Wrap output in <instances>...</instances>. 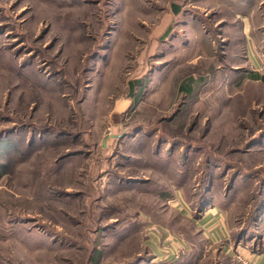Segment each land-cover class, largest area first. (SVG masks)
Returning <instances> with one entry per match:
<instances>
[{"label":"rangeland","instance_id":"rangeland-1","mask_svg":"<svg viewBox=\"0 0 264 264\" xmlns=\"http://www.w3.org/2000/svg\"><path fill=\"white\" fill-rule=\"evenodd\" d=\"M253 44L263 62L264 0H0V264L261 252Z\"/></svg>","mask_w":264,"mask_h":264},{"label":"crops","instance_id":"crops-1","mask_svg":"<svg viewBox=\"0 0 264 264\" xmlns=\"http://www.w3.org/2000/svg\"><path fill=\"white\" fill-rule=\"evenodd\" d=\"M256 46H251L247 48L248 57L246 61H248V67L250 74H255L260 71V66L262 64V53L256 50ZM264 61V58H263ZM200 225L209 232L210 239L213 242L223 241L227 238V232L224 228V216L221 215L215 208L209 210L205 213L204 218L200 220ZM240 254L247 258L252 264H264V249L261 252H252L247 248L241 251L239 249Z\"/></svg>","mask_w":264,"mask_h":264},{"label":"built area","instance_id":"built-area-1","mask_svg":"<svg viewBox=\"0 0 264 264\" xmlns=\"http://www.w3.org/2000/svg\"><path fill=\"white\" fill-rule=\"evenodd\" d=\"M262 70L264 71V61L262 62ZM237 262L238 264H252L247 258L242 256H238Z\"/></svg>","mask_w":264,"mask_h":264},{"label":"trees","instance_id":"trees-1","mask_svg":"<svg viewBox=\"0 0 264 264\" xmlns=\"http://www.w3.org/2000/svg\"><path fill=\"white\" fill-rule=\"evenodd\" d=\"M249 79H251V81H254V82L260 81V82L264 83V76L263 75L261 76L259 74L258 75L257 74H251Z\"/></svg>","mask_w":264,"mask_h":264}]
</instances>
